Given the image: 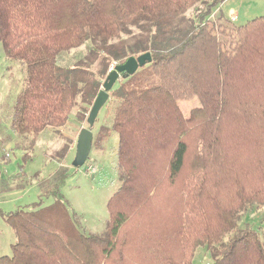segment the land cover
<instances>
[{
  "label": "trees",
  "instance_id": "obj_1",
  "mask_svg": "<svg viewBox=\"0 0 264 264\" xmlns=\"http://www.w3.org/2000/svg\"><path fill=\"white\" fill-rule=\"evenodd\" d=\"M225 1L0 0V43L25 73L8 115L17 138L65 127L76 107L87 120L102 78L130 57L152 54L160 81L109 92L113 120L93 141L118 140L106 234L78 230L60 201V167L39 183L38 205L4 215L15 243L0 264H193L198 247L210 264H264L258 232L238 228L264 207V17L217 25L210 17ZM194 98L200 107L185 117L178 102Z\"/></svg>",
  "mask_w": 264,
  "mask_h": 264
},
{
  "label": "rangeland",
  "instance_id": "obj_2",
  "mask_svg": "<svg viewBox=\"0 0 264 264\" xmlns=\"http://www.w3.org/2000/svg\"><path fill=\"white\" fill-rule=\"evenodd\" d=\"M196 15V9L187 14L193 18ZM222 16L225 20H221ZM260 17H264V0H226L214 9L210 19L217 25L234 24L238 27ZM86 53L87 49L84 47L71 52L66 59L70 64L81 62ZM118 64L120 63L113 64L109 72ZM91 69L96 73L97 64L91 66ZM107 76L102 78V84ZM24 80V70L17 62L6 57L0 43V124L5 127V134L11 137L5 148L0 146V257L12 256V246L15 243L14 232L6 224L4 215L18 209H33L35 204L38 205L41 193L39 183L50 179L60 167L67 168L69 172L61 190L60 201L75 217L78 230L85 235L106 234L109 221L107 202L121 184L117 168L118 140L115 133L103 143L102 139H98L85 165L80 168L73 166L79 134L82 129L88 128L87 120L78 119V107L71 113L67 125L63 128L47 129L35 140L31 137L23 141L16 137L9 127L8 115L16 96L24 88ZM126 83L144 88L158 85L160 81L153 74L151 64L147 63L134 75L119 79L114 86L117 88ZM115 105L116 101H110L109 94V99L93 127L94 136L101 126H111ZM178 105L185 117H189L192 109L200 107L196 98L179 101ZM8 139L4 135L0 143ZM89 164L96 167V174L86 173ZM53 203V197L43 199L41 208L50 207ZM164 221L165 219H161L159 224L162 225ZM247 227L257 231L264 243V207L250 208L241 215L238 228L243 230ZM207 250L206 247H198L193 264H210Z\"/></svg>",
  "mask_w": 264,
  "mask_h": 264
},
{
  "label": "water",
  "instance_id": "obj_3",
  "mask_svg": "<svg viewBox=\"0 0 264 264\" xmlns=\"http://www.w3.org/2000/svg\"><path fill=\"white\" fill-rule=\"evenodd\" d=\"M151 55L150 53H146L138 57H130L125 62L116 65L114 69L109 72L87 117L88 128L82 129L79 134L76 146V157L73 162L74 167H82L89 158L94 141L93 127L101 109L109 99V92L119 79H126L134 75L139 68L145 66L147 63H151L153 60Z\"/></svg>",
  "mask_w": 264,
  "mask_h": 264
},
{
  "label": "built area",
  "instance_id": "obj_4",
  "mask_svg": "<svg viewBox=\"0 0 264 264\" xmlns=\"http://www.w3.org/2000/svg\"><path fill=\"white\" fill-rule=\"evenodd\" d=\"M96 167L94 165H90L88 166L87 170H86V173H88L89 175H94L96 174Z\"/></svg>",
  "mask_w": 264,
  "mask_h": 264
}]
</instances>
